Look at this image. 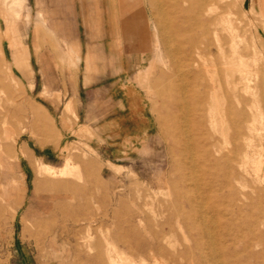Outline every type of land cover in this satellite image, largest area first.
Listing matches in <instances>:
<instances>
[{"label": "rangeland", "instance_id": "obj_1", "mask_svg": "<svg viewBox=\"0 0 264 264\" xmlns=\"http://www.w3.org/2000/svg\"><path fill=\"white\" fill-rule=\"evenodd\" d=\"M177 1L163 0L157 12L163 25L179 23ZM198 1L202 13L226 16L236 27L238 52L257 61L252 88L261 116L241 84H225L212 29L205 41L214 45L212 61L226 98H219L217 113L210 105L197 109L193 98L202 88L188 76V104L176 89L171 104L154 81L165 82L161 73L168 70L180 83L177 65L187 64L189 46L176 35L174 57L165 56L149 0H0L6 57L2 63L0 55V264H195V216L177 188L183 175L190 195L203 192L208 213L216 159L235 190L220 208L233 241L249 262L264 264V0ZM111 6L119 12L117 30ZM139 13L149 41L134 49L127 38ZM113 34L120 39L114 54ZM230 45L233 67L237 55ZM120 97L124 110L117 107ZM229 101L243 111L237 137L225 113ZM214 115L225 121L215 130ZM167 116L176 119V133ZM254 122L259 129L250 131ZM178 135L190 141L184 169ZM43 165L54 171L38 174Z\"/></svg>", "mask_w": 264, "mask_h": 264}, {"label": "bare ground", "instance_id": "obj_2", "mask_svg": "<svg viewBox=\"0 0 264 264\" xmlns=\"http://www.w3.org/2000/svg\"><path fill=\"white\" fill-rule=\"evenodd\" d=\"M149 1L152 6V9L155 10L154 12L155 20L161 30V36H162L161 38L165 48L164 49L165 56L174 57L172 51L170 50L171 48L170 44L173 41V39H175L176 35H180L184 37V39L186 38L185 43L186 45L189 46L188 49L183 51L185 55V61L187 62V64L184 65L182 63V65L179 66L177 65V67H180L181 69L178 71L181 72V76H180L181 82L178 83L177 81L171 79L172 74L168 70L162 71L161 73V75H163L162 77L166 78L165 82L164 80H162V78L161 80L159 79L154 81V84L162 85L163 93L170 99L171 104L173 105L174 104L173 102H175V104L177 103L176 100L174 99V92H173L174 89H176L178 92L180 91L181 98L186 101V102L184 101L185 104H188V101L186 100L188 97L186 80L187 78H189L188 76H191L193 79H195V81H197L196 82L197 85L202 88L197 93H195V96L193 98L195 107L197 109H200L201 111H204L203 107L205 105H210L211 108L216 113L218 112L217 110L219 109L221 102L218 100L219 98L220 99L222 98L223 100L225 95L223 91V83L220 79L221 77L217 76L218 72L212 61L214 45L208 40L205 41V38H207V36L210 34V30L212 29L216 41V43H214L215 47L217 48L221 56L222 67L220 73L223 79L225 80V84L226 85L231 84L233 85V87H235V89H237V86L241 84L244 93L246 95L252 96L255 106L254 109L257 111V115L261 116L258 110L259 106H258L257 94L254 88H252V84L255 83V80L259 76L258 63L256 60H254L251 57H249L251 60L249 63L247 61V58L244 56V54L238 52L239 40L237 39L238 36L236 35V27L232 25V23L226 18V16L221 15L219 19H216L212 17L210 10H208V14L202 13L201 9L199 8L198 0H178L176 2V5H178V9L181 12V15L178 17L179 23H177L176 26H172L171 24L163 25L164 23L162 22V20H160L157 14V12L163 10V0H149ZM201 15L204 17H201ZM186 25H188L187 29H186ZM197 29L202 30V32L199 34L197 32ZM8 35L9 34L7 32L6 36L8 37ZM226 42L231 43L230 48L232 50V54L234 56L237 55V59L234 62L233 67L231 66L229 55L227 54L226 51V47H225ZM177 54L179 53L177 52ZM207 54L209 55V58H205ZM0 55L2 58L1 59L2 63H4L6 57L4 56V53L2 51H0ZM10 75L11 74H9L8 76ZM232 102L236 105L242 104L241 98L237 96L233 97ZM232 102L231 101L227 102V106L225 107V113L229 117L228 120L234 128V135L235 137H237L239 135V131L241 128L240 123H241V118L243 116V111L240 108L238 110H235V108L232 105ZM232 115L234 116V118H231ZM210 118H211L210 127L214 130L219 125L221 127L225 125L224 119L221 118L220 116H219L220 119L219 122L217 121L216 115L210 116ZM166 119L167 121L172 122V127H174L173 132L176 133V131L179 129L176 124V119L174 117H169V116H167ZM257 127L255 126V122H254L250 124L247 128L250 131H254L259 129V127L258 128ZM174 135L175 134L173 133V136ZM176 139L179 146V157H180L179 160L181 162L179 168L184 169L183 160L186 157L185 147L187 146L186 144H188V142L190 141L188 140L189 138L180 139L179 135ZM214 163L217 165V167L215 168L214 172L210 173L213 179L212 180L213 186L209 187V191H214V187L217 188H215L216 194H214L213 196V203L210 204V206L208 207L209 208L208 213H206L205 212L206 210L204 211L203 209V203H202L204 199V197L202 196L203 192H199V193L197 192L194 195H190L188 193V188L190 185L188 184L187 180L183 175L180 179V183L182 187L179 186L177 188V194L179 195L180 198H183V202H185V205H187L190 208L191 213H193L192 215L195 216L194 229L197 232L195 249L198 250L199 252L198 257L195 259L196 262L195 264H205V260H214L216 261L217 264H254L252 263V261L249 262L250 260H248L249 259L247 258L248 256L247 257L244 256L243 252L245 248L243 247L244 249L243 248L241 249L236 244V242L233 241V238L231 236L232 228L230 227L229 217L227 213H223L220 211L221 207L227 206V202L229 201V199H231L235 190L231 185V180H230L231 178L229 173L225 172L224 167L218 163L217 159L214 161ZM110 164L113 165L112 163ZM247 166L249 167L250 165ZM43 167L44 170L40 169L38 174H43V171H54L53 167L47 165H43ZM64 171L65 168L60 170L61 173H64ZM196 189L201 191L202 186L200 185V183L196 184ZM199 202H201V205L199 204ZM208 214H213L214 216L209 218ZM207 220H212L213 224H216L215 228L214 227L210 229L207 228L206 225L208 224ZM217 224L219 226H217Z\"/></svg>", "mask_w": 264, "mask_h": 264}, {"label": "crops", "instance_id": "obj_3", "mask_svg": "<svg viewBox=\"0 0 264 264\" xmlns=\"http://www.w3.org/2000/svg\"><path fill=\"white\" fill-rule=\"evenodd\" d=\"M116 7L111 6V13H110V18H111V23H112V28L117 30L118 28V19H119V12L115 9ZM137 24H134V29L133 32H131V35L128 36L127 38V43L132 44L131 47L134 49L142 48L143 45L146 47L148 43V34L145 29V25L143 22V13H139V16H135ZM132 17H130L131 19ZM131 24V23H130ZM124 41V40H123ZM120 44V39L115 36L114 34L111 37L110 41V47H111V53H118V48ZM144 55H138L137 56V61L142 62ZM119 102H121V105H117L118 109L124 110L125 109V100L123 97H120Z\"/></svg>", "mask_w": 264, "mask_h": 264}]
</instances>
